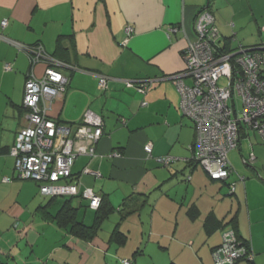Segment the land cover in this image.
I'll list each match as a JSON object with an SVG mask.
<instances>
[{
  "label": "crops",
  "instance_id": "1",
  "mask_svg": "<svg viewBox=\"0 0 264 264\" xmlns=\"http://www.w3.org/2000/svg\"><path fill=\"white\" fill-rule=\"evenodd\" d=\"M248 2L255 14L256 3ZM215 5L213 0H0V264H122L123 259L214 264L212 253L228 230L254 254L253 263L239 264H264V143L251 144L261 155L247 166L251 172L238 170L243 179L233 174L224 183L212 181L193 162L196 130L183 114L175 81L185 72L184 52L195 40L201 13L207 10L219 27L221 10ZM221 31L218 45L226 51L264 47L263 41L247 45L237 33L235 39ZM31 48L69 66L60 69L69 84L65 95L50 103L52 119L78 125L88 110L104 119L97 156H79L73 168L83 186L105 195L116 210L89 243L70 237L51 218L67 198L44 197L35 182L13 176L10 149L27 125L26 79L32 69L41 77L49 66L46 57L33 66ZM100 77L107 80L105 90L98 88ZM144 81L146 93L130 85ZM183 82L193 83L188 77ZM250 136L241 137L237 151L245 140L249 147ZM165 157L173 159L168 166L160 162ZM231 183L235 193L226 196ZM71 200L79 219L92 225L94 211L79 198ZM83 207L88 211L81 216ZM118 227L128 237L123 245L111 240Z\"/></svg>",
  "mask_w": 264,
  "mask_h": 264
},
{
  "label": "built area",
  "instance_id": "2",
  "mask_svg": "<svg viewBox=\"0 0 264 264\" xmlns=\"http://www.w3.org/2000/svg\"><path fill=\"white\" fill-rule=\"evenodd\" d=\"M7 25V21L2 23L3 28ZM132 32L126 29L128 35ZM172 32L176 33L178 29L173 28ZM195 34V40L184 52L185 72L175 81L182 97L183 114L196 128L193 159L211 180L224 182L234 173L228 156L239 147L237 139L242 129L259 135L264 142V49L239 47L231 53L219 51L216 46L220 35L207 10L201 13ZM28 51L33 66L46 57L42 48ZM47 61L49 66L43 76L38 77L32 69L26 79L23 104L27 111V126L20 130L10 150L15 159L16 176L39 183L42 196H79L89 202L90 209L97 210L101 197L94 190L65 181L72 176V168L79 156H97L96 144L104 135L103 119L88 110L81 125L72 128L48 115L52 100L60 98L67 90L68 79L60 69L69 66L53 59ZM186 77L192 79V85L183 82ZM147 84L148 81H144L130 85H135L138 92L146 93ZM99 88H107L106 78H99ZM145 152L151 156L152 146L147 145ZM113 157H120V154L115 153ZM172 161L170 157L160 160L167 166ZM86 172L90 173L89 170ZM230 188L233 193L235 184L231 183ZM249 257L250 252L233 230L224 232L221 245L213 252L215 264H236Z\"/></svg>",
  "mask_w": 264,
  "mask_h": 264
},
{
  "label": "rangeland",
  "instance_id": "3",
  "mask_svg": "<svg viewBox=\"0 0 264 264\" xmlns=\"http://www.w3.org/2000/svg\"><path fill=\"white\" fill-rule=\"evenodd\" d=\"M254 2L256 3L254 5L255 14L253 13V10L249 6L248 0H213V4L216 3L215 6H217L216 12H218V10H221L219 14L217 15V18L220 21V23L218 24L220 28L219 27H216V28L219 31V33L220 34L222 33L221 28H223L225 32L230 34V37L233 36L235 37V39H236V33H237L238 34L237 39L244 41L245 44L247 45H253L257 42H262V41L264 42V33L260 32V30L264 28V0H254ZM259 10H260V13H259ZM236 44L238 46L239 42H237ZM220 85H223V82H221ZM187 111H189L188 108H187ZM251 135L252 136H250L249 138L247 137L249 147L246 146L247 141L245 140L243 143L242 152H239L235 149L229 153V155L232 158V161L230 164L233 165L232 166L234 170L233 174H235L234 176L238 177V179H243L242 177L237 175L238 170H240L241 172H245L246 170L251 172V169L249 170L247 166L253 167V165L251 164L256 163L255 162L256 156L258 157L259 155H261L260 150L256 151L255 152L256 154L254 153L253 146L251 144H262L263 145L264 142L260 138L259 135H253V134ZM240 139H241L240 137L239 139H237L238 146L240 143ZM228 159H229V156H228ZM261 159H262V156H261ZM224 190L227 196L228 195L227 187H225ZM55 198H58L59 201H63L64 199L58 196L53 197V199ZM85 202L87 203L86 200ZM86 211L83 207L80 211L81 216H83V214ZM78 218H80V215ZM253 257H254V254H253ZM213 262H214V259H213Z\"/></svg>",
  "mask_w": 264,
  "mask_h": 264
},
{
  "label": "trees",
  "instance_id": "4",
  "mask_svg": "<svg viewBox=\"0 0 264 264\" xmlns=\"http://www.w3.org/2000/svg\"><path fill=\"white\" fill-rule=\"evenodd\" d=\"M210 7V6H209ZM60 47V46H59ZM219 51H222V52H231V51H226L224 48H220L219 45L216 46ZM64 62V61H63ZM65 63V62H64ZM30 74V73H29ZM28 74V75H29ZM28 77V76H27ZM69 84V83H68ZM68 84H67V87H68ZM24 107V105H23ZM25 109V108H24ZM26 111V110H25ZM27 114V111L26 113ZM103 119V118H102ZM104 120V119H103ZM83 121V120H82ZM104 122V121H103ZM67 125L71 126L72 128H76L77 126L81 125L78 124V125H72V124H69L67 123ZM104 126H105V123H104ZM195 127V126H194ZM196 130V128H195ZM103 132H104V129H103ZM248 132L243 130L241 131V136H245ZM18 136V135H17ZM17 139V138H16ZM16 142V141H15ZM15 145V144H14ZM13 145V146H14ZM195 145V144H194ZM11 150V149H10ZM15 160V159H14ZM193 162L198 164L202 169L203 167L193 159ZM164 165V164H163ZM231 165V164H230ZM167 166V165H166ZM74 168V167H73ZM73 168H72V176L70 177V179H68L66 184H76V183H80V179L78 177V175H74L73 174ZM231 169L233 170V167L231 165ZM204 170V169H203ZM205 171V170H204ZM234 171V170H233ZM205 173L207 174V172L205 171ZM208 175V174H207ZM14 178L16 176V172H15V166H14ZM209 177V176H208ZM210 178V177H209ZM5 179H9L10 182H12V179L13 178H7L5 177ZM18 179V178H17ZM22 180V179H20ZM190 178L187 179V181H189ZM22 181H32V182H35L33 180H22ZM213 181V180H212ZM10 182H7V183H10ZM219 182V181H218ZM226 182V181H224ZM223 182V183H224ZM38 187H39V193L41 195V192H40V187L41 185L37 182H35ZM230 185L228 186V194L229 195H234L235 191L232 193L231 191V188H230ZM81 187L82 189H85L87 187L83 186L81 184ZM91 189V188H90ZM93 190V189H92ZM96 194H98L100 197H101V204H100V207L97 209V210H93V209H90L89 207V202L87 201V206L90 210L94 211V222L92 225H87L85 224L83 221L79 220L78 218V209L76 207L73 206L72 204V197H60V198H67L66 201L64 202L62 208L59 210V212L55 215V216H51L52 220L56 222L57 226H59L67 235H69L70 237H74V238H77L79 240H82L84 242H92L98 232L101 230L102 228V225L104 224V222L114 213H116V210L115 209H112L109 202L107 201V197L105 195H102L100 193H97L95 192ZM45 197V196H44ZM79 197V196H78ZM78 197H73V199H76ZM49 198V197H47ZM53 200V198H51ZM80 199V198H79ZM85 201V200H83ZM50 215V214H49ZM128 237L126 236V234L122 233L118 228H115L113 230V232L111 233V240H114V242H117L118 244H125L126 241H127ZM246 246V248L248 249V252H250V256L249 258H244L240 261H238L236 264H239L240 262H248V263H253L254 262V257H253V253L251 251V248L250 246L243 242ZM218 248V247H217ZM216 248V249H217ZM215 250V249H214ZM214 252V251H213ZM213 255V253H212ZM213 257V256H212ZM251 258V259H250ZM125 261H128V260H125L123 259L122 260V264H124ZM132 264V263H131Z\"/></svg>",
  "mask_w": 264,
  "mask_h": 264
},
{
  "label": "bare ground",
  "instance_id": "5",
  "mask_svg": "<svg viewBox=\"0 0 264 264\" xmlns=\"http://www.w3.org/2000/svg\"><path fill=\"white\" fill-rule=\"evenodd\" d=\"M98 88H99V83H98ZM99 89H100V88H99ZM100 90H101V89H100ZM65 93H66V92H65ZM65 93H64L63 95H65ZM63 95H62V96H63ZM62 96H61V97H62ZM61 97H60V98H61ZM56 98H57V97H56ZM56 98H54V99L52 100V103H54V102H55ZM58 99H59V98H58ZM52 103H51V104H52ZM49 107H51V105H50V104H49ZM103 121H104V120H103Z\"/></svg>",
  "mask_w": 264,
  "mask_h": 264
},
{
  "label": "water",
  "instance_id": "6",
  "mask_svg": "<svg viewBox=\"0 0 264 264\" xmlns=\"http://www.w3.org/2000/svg\"><path fill=\"white\" fill-rule=\"evenodd\" d=\"M263 49H264V47H263Z\"/></svg>",
  "mask_w": 264,
  "mask_h": 264
},
{
  "label": "clouds",
  "instance_id": "7",
  "mask_svg": "<svg viewBox=\"0 0 264 264\" xmlns=\"http://www.w3.org/2000/svg\"><path fill=\"white\" fill-rule=\"evenodd\" d=\"M221 182V181H220Z\"/></svg>",
  "mask_w": 264,
  "mask_h": 264
}]
</instances>
